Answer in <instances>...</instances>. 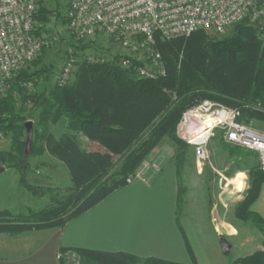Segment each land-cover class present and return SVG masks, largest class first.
Instances as JSON below:
<instances>
[{"label":"trees","instance_id":"trees-1","mask_svg":"<svg viewBox=\"0 0 264 264\" xmlns=\"http://www.w3.org/2000/svg\"><path fill=\"white\" fill-rule=\"evenodd\" d=\"M38 5L36 20L45 25L51 11L46 0H38ZM44 31L47 30L42 25L36 34L40 36ZM79 42L73 45L74 50L89 47ZM49 46L44 45L38 57L27 69L20 70L0 95V133L11 138L10 148L0 151V162L20 172V185L35 190L34 185L27 183L32 164L25 155L22 139L25 122L32 119L37 129L31 157L48 154L59 160L68 170L72 184L61 198L41 209L27 214L0 210V233L18 235L66 225L127 186V179L143 169L165 140L176 148L181 206L186 192L181 185L182 170L196 155V147L191 148L177 135L184 113L195 103L211 100L239 109L240 121L264 122V34L247 20L236 23L223 37L200 29L187 37L158 39L157 48L167 74L156 79L139 77L137 61L130 67L118 65L113 58L91 62L74 51L79 57L74 79L64 85L57 81L47 86L40 79L49 77L50 67L43 64ZM83 139L98 143L108 152L89 149ZM225 148L232 155L253 153L227 144ZM153 161L162 164L160 159L150 162ZM247 169L250 187L235 213L260 230L264 247V217L252 209L264 186V168L256 164ZM157 173L145 172L148 182ZM187 246L193 257L188 241ZM61 253L60 264H66L64 254H74L77 264L167 263L126 252L84 248H63ZM233 264H264V250L257 248Z\"/></svg>","mask_w":264,"mask_h":264},{"label":"built area","instance_id":"built-area-1","mask_svg":"<svg viewBox=\"0 0 264 264\" xmlns=\"http://www.w3.org/2000/svg\"><path fill=\"white\" fill-rule=\"evenodd\" d=\"M38 0H0V95L17 73L41 53L46 36L36 34ZM248 19L264 34V0H69L67 28L77 41L107 37L115 45L110 51L98 48L81 52L82 59L103 62L113 58L117 64L135 67L139 77L156 79L167 74L157 40L187 37L203 29L219 36L236 23ZM79 57L73 53L65 61L58 82L68 83ZM31 88V84L28 85ZM240 110L219 102L204 100L192 105L183 115L178 133L197 148V161L206 160L207 143L214 129L224 133L227 143L258 153L264 168V129L240 121ZM210 121L207 133L200 127ZM160 172L159 162H148L127 179L148 182L145 172ZM62 253H58V258Z\"/></svg>","mask_w":264,"mask_h":264},{"label":"rangeland","instance_id":"rangeland-1","mask_svg":"<svg viewBox=\"0 0 264 264\" xmlns=\"http://www.w3.org/2000/svg\"><path fill=\"white\" fill-rule=\"evenodd\" d=\"M46 4L51 11L49 21L45 25L37 21L39 27L43 25L44 30H47L42 35L47 37L46 43L50 45L49 49L43 55V64L50 67L49 77L47 80L45 78L40 79V81L46 83L48 86L59 80L68 54H72L74 51L82 52L84 49L82 51L80 49L74 50L73 45L80 44V42L72 37L67 28V20L65 19L69 0H46ZM244 20L248 21V19ZM233 27L234 25L227 33L217 37L228 35ZM99 40V42L91 40L83 41L81 44L82 46L88 45L89 47L87 49L90 48L93 51L98 48V51H110L113 53L115 45L110 38L103 37ZM30 64L23 69H27ZM73 77L74 73L72 79H74ZM28 120L32 119H27L26 121ZM32 121L34 122V120ZM250 124L264 129V122L262 121L253 120ZM211 128L212 124L210 121H206L200 127L198 133L203 131L207 133ZM36 129L37 126L34 122V133ZM60 130V128L57 129L58 132ZM177 135L180 139L188 143L181 137L178 131ZM26 138L27 133L25 127L22 136L24 143H26ZM225 144L229 145L230 148H242L227 143L222 130L214 129L213 135L206 146L208 156L206 160L199 162L195 155V159H190L186 162L182 170L181 185L188 190V192H185L186 194L188 193V196L185 194L189 203L187 205L197 209L194 213L195 217H189L190 221L183 217L182 222L185 224L188 238L192 243L198 241V238H195L196 235H201L199 240L203 246L207 247L206 253L209 261L217 262L218 264H233L237 258L245 256L257 248H264L261 245L263 234L260 230L250 220H241L235 213V207L244 201L247 190L250 187V172L247 168L256 164L261 165V161L255 151L245 148L242 149L253 153L249 154L244 150V153L232 155L225 148ZM188 145L190 144L188 143ZM10 146L11 138L0 133V151H7ZM190 147L193 148L194 146L190 145ZM31 153L32 149L26 155L32 164V169L27 176V183L34 185L36 188H34L35 190H30L24 184L21 185L20 189L24 192L25 196L23 193H21V196L17 194V201L15 203V210L25 214L30 210H38L53 204L56 199L61 198L66 193L67 188L72 184L70 174L62 162L50 157L48 154L40 157H31ZM175 155V146L169 140H165L147 160L150 162L151 160L160 159V161L162 160V167H175ZM116 158L114 157V159ZM1 167L5 166L0 162V169ZM17 172L20 173L17 169H13L3 174L0 176V183L9 184L14 182V175L16 176ZM229 179L232 181V184L228 183ZM226 195L230 196L228 200H224ZM28 198H30V202L25 203V200L29 201ZM256 203L255 209L258 213L260 212L262 214L263 212L264 214V192L263 196ZM253 207L254 204L252 206L254 210ZM191 225L195 226L196 229L194 228L195 230H193ZM196 243L199 246V242ZM223 244L229 248L225 249ZM65 263L77 264L78 259L74 254H71Z\"/></svg>","mask_w":264,"mask_h":264},{"label":"crops","instance_id":"crops-1","mask_svg":"<svg viewBox=\"0 0 264 264\" xmlns=\"http://www.w3.org/2000/svg\"><path fill=\"white\" fill-rule=\"evenodd\" d=\"M83 140L89 149L102 150L98 143ZM13 169L6 168L0 176ZM19 179L17 172L14 182L0 183V210L21 213L15 210L17 196L21 193L25 196ZM151 179V182L137 179L116 190L62 227L34 229L18 235L0 233V264H60L58 253L63 248L126 252L141 259L157 258L167 262L164 264H218L208 260L207 247L199 240L201 235H196L198 241L193 243L188 238L182 218L195 217L197 208L187 205L185 195L183 204H178L180 185L176 166H164ZM228 183L232 184V181L229 179ZM263 192L264 186L259 199ZM28 199L25 203L30 202ZM261 215L264 217L263 212ZM191 228L196 229L193 225ZM64 256L70 257L69 254Z\"/></svg>","mask_w":264,"mask_h":264},{"label":"water","instance_id":"water-1","mask_svg":"<svg viewBox=\"0 0 264 264\" xmlns=\"http://www.w3.org/2000/svg\"><path fill=\"white\" fill-rule=\"evenodd\" d=\"M25 127H26V133H27V138H26V143H25V155H28L32 149V142H33V137H34V122L32 120H28L25 122ZM102 151L108 152L104 147L101 146ZM5 167H1L0 172L4 171ZM230 196L226 195L224 197V200H228ZM225 249H228L229 247L225 246L223 244Z\"/></svg>","mask_w":264,"mask_h":264},{"label":"bare ground","instance_id":"bare-ground-1","mask_svg":"<svg viewBox=\"0 0 264 264\" xmlns=\"http://www.w3.org/2000/svg\"><path fill=\"white\" fill-rule=\"evenodd\" d=\"M211 123V122H210ZM212 124V123H211ZM207 127V126H206ZM212 127H213V125H212Z\"/></svg>","mask_w":264,"mask_h":264}]
</instances>
